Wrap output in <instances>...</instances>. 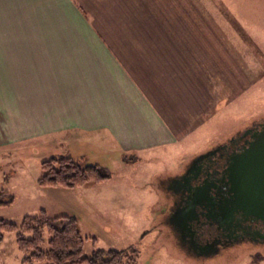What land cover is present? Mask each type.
Returning a JSON list of instances; mask_svg holds the SVG:
<instances>
[{"label":"crops","instance_id":"1","mask_svg":"<svg viewBox=\"0 0 264 264\" xmlns=\"http://www.w3.org/2000/svg\"><path fill=\"white\" fill-rule=\"evenodd\" d=\"M208 5L0 0V156L41 140L74 160L119 163L202 128L220 99L238 91L220 82L224 47L206 33ZM212 24L228 39L219 19ZM188 255L167 262L210 264Z\"/></svg>","mask_w":264,"mask_h":264},{"label":"rangeland","instance_id":"2","mask_svg":"<svg viewBox=\"0 0 264 264\" xmlns=\"http://www.w3.org/2000/svg\"><path fill=\"white\" fill-rule=\"evenodd\" d=\"M203 1L209 4L212 17L209 21L206 14L202 16L208 24L206 33L220 39L224 47H220L218 60L220 72L225 74H220V82L228 91L237 88V93L221 98L204 126L179 143L164 144L133 158L122 157L119 163L92 155L90 160H74L81 167L97 165L106 171L109 179L101 184L72 190L41 188L36 184L41 162L64 157V148L29 140L3 150L0 191L6 193L3 200L11 204L0 208V220L19 225L24 217L37 216L41 209L50 217L72 215L85 239L84 257L94 250L116 249L135 250L137 264H169L167 261L174 258H191L176 246L161 213L168 202L162 183L180 174L196 155L209 151L251 122L264 119V0ZM215 19L224 25L228 39L213 26ZM230 74L235 75L233 83ZM43 239L42 248L46 249V232ZM26 256L18 249L15 233H5L0 243V264H23ZM209 259L210 264L254 263L264 260V245H235Z\"/></svg>","mask_w":264,"mask_h":264},{"label":"flooded vegetation","instance_id":"3","mask_svg":"<svg viewBox=\"0 0 264 264\" xmlns=\"http://www.w3.org/2000/svg\"><path fill=\"white\" fill-rule=\"evenodd\" d=\"M263 121L251 122L224 142L196 155L180 174L162 183L168 192V202L161 213L171 228L170 236L176 246L180 244L187 254L202 259L217 256L223 249L235 245H264V221L235 207L231 191V167L249 148L254 132ZM189 207L193 218L191 237L185 236L188 232L183 233L175 219L186 214ZM228 209H233L234 218L220 222L223 211Z\"/></svg>","mask_w":264,"mask_h":264},{"label":"trees","instance_id":"4","mask_svg":"<svg viewBox=\"0 0 264 264\" xmlns=\"http://www.w3.org/2000/svg\"><path fill=\"white\" fill-rule=\"evenodd\" d=\"M40 170L41 175L36 184L41 188L72 190L87 184H101L109 179L108 173L99 166L81 167L70 157L44 160ZM5 195L4 191H0V208L11 204V201L3 200ZM45 232L49 239L46 249H43ZM5 233H15L18 249L27 253L23 264H137L135 250H94L88 257H84L85 239L72 215L50 217L41 209L37 216L24 217L19 225L0 220V243Z\"/></svg>","mask_w":264,"mask_h":264},{"label":"water","instance_id":"5","mask_svg":"<svg viewBox=\"0 0 264 264\" xmlns=\"http://www.w3.org/2000/svg\"><path fill=\"white\" fill-rule=\"evenodd\" d=\"M231 184L234 194L232 204L241 207L248 215H253L254 219L264 221V121L254 132V140L249 148L231 167ZM232 210L223 211L220 222L232 221ZM190 212L189 207L186 214L175 218L182 232H188L185 235L188 237L192 236L190 221L193 218L190 217Z\"/></svg>","mask_w":264,"mask_h":264}]
</instances>
